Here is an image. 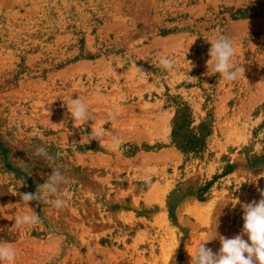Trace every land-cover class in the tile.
Segmentation results:
<instances>
[{
    "label": "rangeland",
    "instance_id": "374dc122",
    "mask_svg": "<svg viewBox=\"0 0 264 264\" xmlns=\"http://www.w3.org/2000/svg\"><path fill=\"white\" fill-rule=\"evenodd\" d=\"M221 35L245 69L234 82L206 74ZM70 98L93 119L74 123ZM40 146L64 165L63 209L17 195L51 174ZM258 188L264 0H0V244L13 264H190L210 233L240 234ZM33 210L39 222L17 227Z\"/></svg>",
    "mask_w": 264,
    "mask_h": 264
},
{
    "label": "clouds",
    "instance_id": "9594fccd",
    "mask_svg": "<svg viewBox=\"0 0 264 264\" xmlns=\"http://www.w3.org/2000/svg\"><path fill=\"white\" fill-rule=\"evenodd\" d=\"M209 43L211 47L208 52L210 59L207 61V75L219 73L221 78L229 82L236 81L241 75L244 76V67H234L230 62L235 55V48L230 38L221 35ZM159 63L166 70L171 71L174 68V61L171 58L161 57ZM191 67H194L192 63ZM137 69L138 71H143L141 68L137 67ZM66 108L74 123L80 122L83 124L93 119L92 113L79 98H70L67 101ZM110 118L114 119L115 116L113 115ZM100 135L99 132H96L92 134V137L97 139ZM118 143L119 138L114 137L113 144L116 145ZM34 155L43 157L54 165L51 174L42 185L37 186L35 193H17V195L27 205L32 201L44 203L51 198L54 208L63 209L67 203L60 190L61 185L67 180L66 175L62 171L64 165L57 163L56 157L50 155L46 147L40 146L36 148ZM144 183L151 185L152 176L146 175ZM257 190L262 198L258 202L252 201L242 205L244 224L240 234L233 238H226L220 236L217 230L215 235L210 233L200 241L195 252L190 255V264H264V190L259 188ZM38 222L39 216L34 210L31 215L18 216L15 220L17 227L28 224L34 225ZM245 236L247 239H244ZM216 239H219L221 247L218 252L214 253L206 245ZM174 252L175 250L169 261L174 257ZM15 256L16 253L10 245L0 244V264L4 261H7L8 264H13Z\"/></svg>",
    "mask_w": 264,
    "mask_h": 264
}]
</instances>
